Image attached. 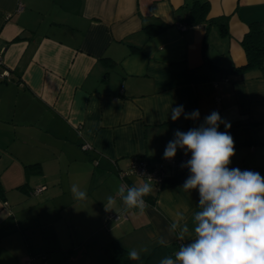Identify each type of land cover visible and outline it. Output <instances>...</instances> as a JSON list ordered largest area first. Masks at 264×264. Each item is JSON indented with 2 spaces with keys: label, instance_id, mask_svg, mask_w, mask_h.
Masks as SVG:
<instances>
[{
  "label": "crops",
  "instance_id": "obj_1",
  "mask_svg": "<svg viewBox=\"0 0 264 264\" xmlns=\"http://www.w3.org/2000/svg\"><path fill=\"white\" fill-rule=\"evenodd\" d=\"M203 1L217 22L180 29L182 13ZM253 22L264 29V0H0V264H120L118 249L126 264L174 258L191 240L168 229L177 212L192 227L198 191H182L179 177L153 187L143 215L123 213L117 172L162 157L177 129L212 111L231 125L218 129L234 139L229 167L264 176V68L235 70ZM177 105L199 119L172 121ZM109 195L117 204L107 211ZM143 246L141 260L128 258Z\"/></svg>",
  "mask_w": 264,
  "mask_h": 264
},
{
  "label": "clouds",
  "instance_id": "obj_2",
  "mask_svg": "<svg viewBox=\"0 0 264 264\" xmlns=\"http://www.w3.org/2000/svg\"><path fill=\"white\" fill-rule=\"evenodd\" d=\"M193 121L200 117L199 110L185 112L183 105L171 109L172 121L181 116ZM220 124L225 128L231 125L223 120L217 111L204 117L198 127L184 132L177 129L168 141L163 158L172 160L178 150L191 158L181 163L189 175L181 186L184 192L197 190L198 211L193 213L192 227L188 218L177 212L168 229V235L181 243L172 256L164 257L160 264H264V176L259 172L230 168L235 155L234 139L228 131H219ZM70 191L75 200L88 199L86 189L72 184ZM153 185L143 182L140 185L120 186L117 196L123 204L122 212L138 210L143 215L148 207L145 197L151 194ZM116 197L106 198L105 209L114 210ZM158 244L167 246L170 241L161 236ZM149 248L128 251L130 260H141V253Z\"/></svg>",
  "mask_w": 264,
  "mask_h": 264
},
{
  "label": "trees",
  "instance_id": "obj_3",
  "mask_svg": "<svg viewBox=\"0 0 264 264\" xmlns=\"http://www.w3.org/2000/svg\"><path fill=\"white\" fill-rule=\"evenodd\" d=\"M209 3L207 1L195 2L187 9V14L182 13L179 17L181 22L186 23V26H196L201 24H215L217 20L208 18ZM222 23L219 24V30L221 34L227 35V21L226 18H222ZM248 32L243 36L240 41V45L245 53L246 63L238 68L236 71H245L251 68H264V29H262L261 22H253L248 26ZM18 37L15 40H20ZM178 178H171L162 188L174 184ZM1 191V187H0ZM146 201L150 203H155V200H149V197H145ZM114 257L120 264H126V258H124V252L118 249L114 252Z\"/></svg>",
  "mask_w": 264,
  "mask_h": 264
},
{
  "label": "built area",
  "instance_id": "obj_4",
  "mask_svg": "<svg viewBox=\"0 0 264 264\" xmlns=\"http://www.w3.org/2000/svg\"><path fill=\"white\" fill-rule=\"evenodd\" d=\"M22 6H18L16 11H21ZM8 17V16H7ZM180 29L186 28L185 24L178 25ZM1 61V60H0ZM8 75L7 71H0V79H3ZM90 146L84 144L82 148L84 150L88 149ZM191 158V153L185 155L184 152L177 154L172 160H165L162 157L150 162L143 158H134L130 161L129 165L117 172L118 177L121 180L123 186L131 187L128 184L127 179L130 177H135L141 179L143 182H150L153 187L158 190L162 188L163 184L171 178L188 177L189 171L187 168H181L180 165ZM44 189L43 186H39L33 190L34 194L41 192ZM146 200V199H145ZM147 205L149 204L146 201ZM120 216H110V218L119 219ZM38 258V257H37ZM40 264H46L44 262V257L39 256ZM36 258H31L26 264H33Z\"/></svg>",
  "mask_w": 264,
  "mask_h": 264
},
{
  "label": "rangeland",
  "instance_id": "obj_5",
  "mask_svg": "<svg viewBox=\"0 0 264 264\" xmlns=\"http://www.w3.org/2000/svg\"><path fill=\"white\" fill-rule=\"evenodd\" d=\"M131 178V177H130Z\"/></svg>",
  "mask_w": 264,
  "mask_h": 264
}]
</instances>
